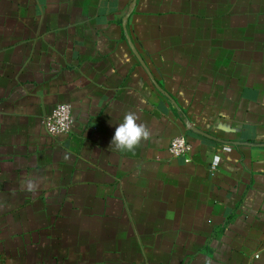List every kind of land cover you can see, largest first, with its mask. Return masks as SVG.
I'll return each instance as SVG.
<instances>
[{
  "label": "crops",
  "instance_id": "crops-1",
  "mask_svg": "<svg viewBox=\"0 0 264 264\" xmlns=\"http://www.w3.org/2000/svg\"><path fill=\"white\" fill-rule=\"evenodd\" d=\"M0 264H264V0H0Z\"/></svg>",
  "mask_w": 264,
  "mask_h": 264
},
{
  "label": "built area",
  "instance_id": "built-area-1",
  "mask_svg": "<svg viewBox=\"0 0 264 264\" xmlns=\"http://www.w3.org/2000/svg\"><path fill=\"white\" fill-rule=\"evenodd\" d=\"M46 133L51 137L66 135L71 132L73 118L68 104L56 106L43 122ZM172 158L186 157L191 153V146L182 138H173L168 146Z\"/></svg>",
  "mask_w": 264,
  "mask_h": 264
},
{
  "label": "clouds",
  "instance_id": "clouds-1",
  "mask_svg": "<svg viewBox=\"0 0 264 264\" xmlns=\"http://www.w3.org/2000/svg\"><path fill=\"white\" fill-rule=\"evenodd\" d=\"M138 119L139 117L135 112L125 113L123 122L115 129L110 147L120 152H133L143 141L148 140L149 130L146 125L138 123ZM28 190L33 191V185L29 184Z\"/></svg>",
  "mask_w": 264,
  "mask_h": 264
}]
</instances>
